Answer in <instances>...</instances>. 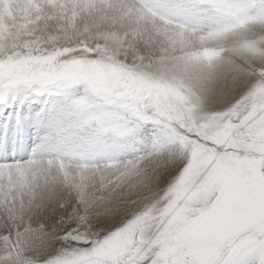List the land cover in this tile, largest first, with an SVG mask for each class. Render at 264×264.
<instances>
[{
  "label": "snow or ice",
  "instance_id": "obj_1",
  "mask_svg": "<svg viewBox=\"0 0 264 264\" xmlns=\"http://www.w3.org/2000/svg\"><path fill=\"white\" fill-rule=\"evenodd\" d=\"M0 264H264V0H0Z\"/></svg>",
  "mask_w": 264,
  "mask_h": 264
},
{
  "label": "rangeland",
  "instance_id": "obj_2",
  "mask_svg": "<svg viewBox=\"0 0 264 264\" xmlns=\"http://www.w3.org/2000/svg\"><path fill=\"white\" fill-rule=\"evenodd\" d=\"M3 119V117L2 116H0V120H2Z\"/></svg>",
  "mask_w": 264,
  "mask_h": 264
}]
</instances>
